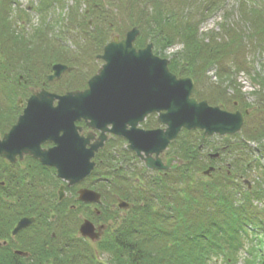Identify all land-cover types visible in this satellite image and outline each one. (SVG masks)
<instances>
[{"label": "trees", "instance_id": "16d2710c", "mask_svg": "<svg viewBox=\"0 0 264 264\" xmlns=\"http://www.w3.org/2000/svg\"><path fill=\"white\" fill-rule=\"evenodd\" d=\"M75 2L79 8L81 1ZM213 2L86 0L81 14L71 8L70 27L65 24L63 28L74 27L87 37L95 58L114 28L119 33L138 27L134 45L141 48L152 43L154 54L160 57L176 41L181 42L182 48L168 58L170 72L197 81L214 68L218 78L205 94L194 90L193 97L202 100L208 96L212 105L249 113L235 135L202 141L198 130L181 131L166 151V155L178 157L180 165L166 172L146 170L124 148L123 139L109 137L95 155L96 166L87 179V185L102 196L96 211L75 200L74 187L58 202L61 181L53 168L31 157L14 164L0 157V264H212L219 258L234 262L242 249L248 255L244 264H264V208L257 205L264 200V3L247 0L240 6L241 27L221 21L219 32L200 33L201 23L213 12L208 8L218 7ZM54 3L66 7L62 0H41L38 11L44 13ZM14 4L16 0H0V137L22 112L18 98L28 97L31 89L45 87L64 94L85 88L89 76L79 72L50 86L46 76L52 65L61 63L69 69L79 56L59 38L47 37L51 24L24 35L11 16ZM248 52L257 60L248 58ZM238 72L246 73L255 87L253 104L245 101L235 81ZM226 87L234 92L223 99ZM78 124L86 129L82 122ZM141 126L153 129L160 124L150 115ZM211 152L218 157L211 158ZM208 167H214L216 176L205 181L198 173ZM258 170L256 184L248 189L243 181ZM198 188L202 191L199 198L194 196ZM118 198L131 207L112 209ZM201 200L203 209L198 208ZM71 205L76 208L69 209ZM84 215L106 226L95 243L78 235L79 217ZM26 216L34 217V222L12 237L16 222ZM15 250L28 256L17 255Z\"/></svg>", "mask_w": 264, "mask_h": 264}, {"label": "water", "instance_id": "95a60500", "mask_svg": "<svg viewBox=\"0 0 264 264\" xmlns=\"http://www.w3.org/2000/svg\"><path fill=\"white\" fill-rule=\"evenodd\" d=\"M138 35L139 29L132 27L123 39L114 36L104 45L97 56L103 63L88 79L85 89L64 94L44 88L31 89L22 113L0 138V157L13 164L30 156L53 168L57 178L70 187L92 172L95 166L92 159L104 147L109 134L125 139L126 148L147 169L168 170L176 169L179 160L172 156L163 161L162 155L181 130L198 129L202 131V139L241 130L244 119L240 111L230 112L192 97L193 79L170 72L169 60L155 55L151 43L136 49L134 41ZM66 69L61 63L52 65L47 81L60 78ZM21 103L19 99L18 104ZM151 114H156L161 127H140ZM81 121L89 129L85 135L82 126L77 125ZM45 143L51 146L43 147ZM212 170L210 167L204 173L210 175ZM77 194L80 202L99 204L101 201L100 193L87 187L78 189ZM63 198L62 184L58 201ZM118 207L127 209L130 205L119 200ZM33 221V217L20 218L11 231L12 236ZM102 229L103 226L96 229L91 221L84 219L78 231L82 237L97 241ZM15 253L28 255L18 250Z\"/></svg>", "mask_w": 264, "mask_h": 264}, {"label": "rangeland", "instance_id": "374dc122", "mask_svg": "<svg viewBox=\"0 0 264 264\" xmlns=\"http://www.w3.org/2000/svg\"><path fill=\"white\" fill-rule=\"evenodd\" d=\"M79 1H81L79 8L77 7L78 5H77V2H75V0H62V3H65L66 7H63V9H62V7L60 6L59 3H54L53 6L50 7L49 9H47V11L44 13H40L38 11L40 4H41V0H16V4H14V8H13L14 10L12 11L11 16H13L12 17L13 19L18 21L17 26L24 33V35L28 36L30 33L33 32L32 30H34V28H36V27H39L42 25V26H46V28H48L47 25L51 24L52 28H48L47 37L50 38L51 40H53V39L58 40V38H59L63 44H65L66 46H68L72 50V53L77 52V54L79 56L77 59L75 58L72 61V66L69 69L67 68L68 70L66 69L60 78H58L54 81L48 82L50 86H51V84L55 85V83H63L69 79V76H71V77L76 76V74L79 72H82L83 75L88 73V75H89L88 79H89L92 76V74L94 75L96 73V71L98 70V68L102 64V60L95 58V51L92 48L88 47L87 37L85 38L83 36V34H81L74 27L71 30L63 28V26L65 24H67V26L70 27V25H69L70 21L68 19L72 18L71 13H70L71 8H74V9L77 8L78 12L80 14L86 9V6H87L86 0H79ZM246 1L247 0H214L215 4L218 5V7L219 6L220 7L219 8L214 7L213 9H210V7L208 8V10H209L208 12H210V11H213V12L210 14L211 16L208 15V17L203 21V23H201L198 31L200 33L201 32L205 33L206 31L210 30V31L217 33L220 31V27L218 24L221 21L223 23H224V21L232 23L235 28H237V26L241 27L242 24L244 25V23L240 22V19H241L240 13H239L240 12V6H242V4H244ZM263 1L264 0H261V3H264ZM246 3H245V5H246ZM146 5L148 6L149 4H146ZM90 25H91V22H90ZM120 27H121V29H123L122 25H120ZM127 29H123L121 32L118 33L117 32L118 29L116 30V28H114L112 30V34L118 35L119 37H124ZM234 30L237 31L236 29H234ZM113 35H111V36H113ZM182 45L183 44L181 42L179 43L178 41H176L173 44V46H171V48L164 50V55H165L164 58H169V56L172 53H174L176 50L182 48ZM85 48H87V50L85 51V53H83ZM99 53H101V52H99ZM246 56H247V54H246ZM248 58H250V59L253 58L252 60H255V61L257 60L256 55L251 53V52H248ZM254 63H256V62H254ZM255 65L257 67L256 69L258 70L259 69V66H257L258 64L256 63ZM50 73H51V71H50ZM80 80H82V78H80ZM235 81L237 84L240 85L241 93L244 95L245 101L249 104H253L255 99H256V96L254 94H252L253 89L255 87H253V83L249 79V77H247V74L244 72H238V75L236 76ZM217 83H218V78L216 75V71L214 68H211V69H208L204 75H201L200 79H198L197 81L194 80L193 91L198 90L200 93L205 94L207 92L208 88L213 87V85H215ZM86 87H87V85L85 86V88ZM222 88H224V86H222ZM82 89H84V88H82ZM225 89L226 90H225L224 95L221 96V97H224L223 99H226L228 96H232L233 92H234L232 88L226 87ZM26 97L27 96L21 97L23 104H25ZM209 99L210 98L208 96L207 97L204 96V99L202 98V100L207 101V103L210 106H215V105H212L208 102ZM234 105L237 106V103L235 102ZM218 107H220L221 109L230 111V112L235 111V110H240V109H235V108L226 109V108H223L222 106H218ZM20 108L22 110L21 106H20ZM248 113H249V111H247L245 113V115H247ZM200 132H201V140L202 141H204L205 139H208V137H211V136H208V137L202 139V131H200ZM212 136H216V135H212ZM219 137H221V136H219ZM198 146H199L198 147L199 149L202 148V145H198ZM210 149L211 148H209L208 151H211ZM203 154H204V152L201 155H203ZM214 154H218V153L211 152V154L209 156L212 158V155H214ZM213 158H217V157H213ZM173 163H176V162H173ZM261 163L264 165V158L261 160ZM141 165L144 167V165L142 163H141ZM219 166H221L220 171H221V173H223L225 171V169L222 168V163ZM208 168H210V167H208ZM208 168H206L205 170L203 169L198 173V176L204 178L205 181H208L210 179V177L216 176L215 172H213L214 168H213V171H210V175H211V172L214 174H212L211 176L206 175L204 173V171H206ZM146 170L153 171V170H149V169H146ZM248 176L249 177H246L245 179L249 181L248 184H250V185L248 186V189H250V188L254 187V185L256 184V182L254 180L259 178L260 171L258 170L256 172H252ZM179 187L180 186H178L176 189H178ZM184 189L186 192H188L187 191L188 188H184ZM189 192H188V194H190V195L195 194L192 192V190H189ZM201 195H202V191L200 188H198V190H196V195H194V196L199 198V197H202ZM201 202H202V200L200 201V204L198 206L199 209H203L205 207V204L201 203ZM257 205L261 208H264V200H262L261 202L258 201ZM93 206L94 205H91V210H94ZM111 208L112 209H118L117 203H114ZM198 211H200V210H198ZM79 218L81 220L83 218L90 219L89 217H86L85 215L80 216ZM90 220L93 221L92 219H90ZM247 256L248 255L246 253V249H242L240 252L237 253L234 262H233V260H232V262H228L222 258H219V259L213 260L212 264H244V262H245L244 260Z\"/></svg>", "mask_w": 264, "mask_h": 264}, {"label": "flooded vegetation", "instance_id": "af4514ba", "mask_svg": "<svg viewBox=\"0 0 264 264\" xmlns=\"http://www.w3.org/2000/svg\"><path fill=\"white\" fill-rule=\"evenodd\" d=\"M86 130L87 129H84V132H86ZM48 147V146H47ZM166 157H168L167 155H166V153L165 154H163L162 155V159L163 160H165L166 159ZM17 162V161H16ZM15 162V163H16ZM219 169H220V167H219ZM64 185V199L68 196V194H67V191H68V189H70V188H72V187H74V188H76L75 189V193H76V197H75V200L76 201H78L77 200V191H78V189H80V188H82V187H86L87 185L85 184V183H83V184H81V185H76V186H72V187H67L66 186V184H64V183H61L60 184V186L61 185ZM88 187V186H87ZM78 203H80L81 205L83 204V205H86V206H91V204H88V203H81V202H78ZM76 208V206L75 205H71V206H69V209H75ZM93 209H94V206H93ZM95 211H96V209H94ZM99 214V212L96 214V215H98ZM99 216V215H98ZM85 218H83L81 221H80V224H81V222L84 220ZM90 220V219H89ZM93 224H94V226L96 227V229L99 227V226H101V225H104V223L101 221V220H98L97 222H95V221H91ZM80 224H79V226H80ZM79 226H78V228H79ZM105 226V225H104ZM79 229H77V231H78ZM104 232V230H102V232L101 233H103ZM79 233V232H78ZM12 237H15V236H12ZM79 237H81L80 235H79ZM82 238V237H81ZM83 239L85 240V241H88V242H90V240L88 239V238H84L83 237ZM5 243V242H4ZM6 244V243H5Z\"/></svg>", "mask_w": 264, "mask_h": 264}]
</instances>
